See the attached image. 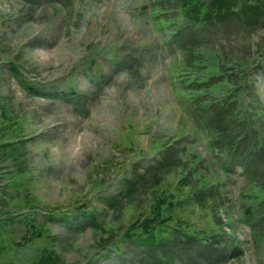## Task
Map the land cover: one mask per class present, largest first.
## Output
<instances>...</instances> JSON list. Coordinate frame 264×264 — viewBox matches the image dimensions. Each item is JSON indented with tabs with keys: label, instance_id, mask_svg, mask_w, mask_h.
Wrapping results in <instances>:
<instances>
[{
	"label": "rangeland",
	"instance_id": "374dc122",
	"mask_svg": "<svg viewBox=\"0 0 264 264\" xmlns=\"http://www.w3.org/2000/svg\"><path fill=\"white\" fill-rule=\"evenodd\" d=\"M150 1L0 0V115L5 108L10 118L9 125L0 119V264H29L47 248L57 251L62 264H116L100 247L106 241L114 245L118 231L148 209L157 186L191 193L181 186L188 175L200 177L203 190L216 184L223 199L221 204L217 197L214 210L212 196L217 195L202 194L198 204L181 193L188 202L178 205L177 223L191 233H219L211 248L183 241L170 252L122 243L120 263L264 264V209L258 212L255 204L264 195L246 189L240 167L222 173L220 157L207 146L208 133L192 118L193 109L184 106L183 94L170 87L171 63L180 54L168 50L161 30L146 15ZM241 35L229 40L237 55L249 59V69L234 77L237 84L227 87L228 98L248 127L263 128L264 20ZM10 63L53 95L27 94L9 71ZM67 87L78 96L57 92ZM169 145L178 148L184 166H159ZM158 169L164 175L160 185L157 177L148 181L147 194L139 193L127 205L126 180ZM114 198L119 199L116 210ZM82 208L96 210L99 228L71 231L59 220L48 221L50 214ZM259 217L260 230L253 231ZM28 222L45 223L43 236L32 235Z\"/></svg>",
	"mask_w": 264,
	"mask_h": 264
},
{
	"label": "trees",
	"instance_id": "16d2710c",
	"mask_svg": "<svg viewBox=\"0 0 264 264\" xmlns=\"http://www.w3.org/2000/svg\"><path fill=\"white\" fill-rule=\"evenodd\" d=\"M144 9L149 20L153 21L161 30L168 50L173 55L180 54L171 63L170 87L178 94H183L184 106L186 103L193 109L195 115L192 118L196 120V123H199L203 132L208 133L207 146L212 154L220 157L223 163L222 173L228 175L240 167L242 175L248 182L246 189L249 192L259 190L262 192L261 195H264V181L261 180L264 179L262 178L264 175H261L262 172L264 173V127L258 129L248 127L245 116H237L236 103L229 100L227 93V87L237 84L234 77L237 78L240 73L249 69V59L244 60L247 57L237 55L234 48L236 46L229 39L236 34L246 36L250 30L263 24L264 0H152L147 3ZM180 19L182 22L177 23ZM230 19H233L235 23L229 24ZM216 36L220 38L219 41H224L225 45H223L224 43L217 45L219 41H215ZM114 61L116 64L120 63L118 60ZM261 63L264 68V56ZM227 68L231 74L227 73ZM8 69L18 79L19 85L27 94L53 95L52 90L40 89L25 80L14 64L10 63ZM57 92L61 96L68 95L73 98L78 96L71 87H67L65 90L58 88ZM220 92L226 96H220ZM0 117L4 124L9 125L10 118L5 108L1 111ZM6 146H12V143H7ZM164 153L168 155L159 166H167L170 169L184 166L178 157V148L175 145L167 146ZM258 173L260 174L257 176ZM162 176L158 169L156 172H151L149 176L136 177L134 181L127 179V189L122 194V197L127 200V205L132 204L130 200L139 193L147 194L148 185L146 184L148 181L151 183L157 177V184L160 185L164 178V175ZM181 186L191 189V193L181 192L182 197L189 196L198 204H202L205 199L202 194L208 195L209 192L212 195H217L212 196L211 204L214 206V210L219 206L217 204L215 207L217 197L223 204L217 185H208L206 188L209 191L203 190L205 184L200 177L185 176ZM161 189L160 186H157V189L151 191L150 204L143 214L129 221L118 233L116 232L114 245L106 241L100 247V252L107 259L121 264L122 243L148 250L156 247L167 248L170 252L172 251L170 247H181L183 241H194L199 246L204 245L211 248L213 244L210 242L216 240L219 233H210L207 236L203 232L191 233L189 227L178 224V205L179 203L184 205L188 199H181L178 187H175L172 192ZM259 202L255 203L258 212L264 209L261 208L264 199ZM118 203L119 199L114 198L111 207L115 210L118 209ZM215 219L219 224V219L217 217ZM49 220H59L67 230L71 231L96 230L100 227L95 209L82 208L72 209L69 212L62 211L50 214ZM254 221L251 229L253 231L260 230L257 227L262 225V217ZM28 223H30L28 230L33 232L32 235L43 236L42 225L45 223L39 226H35L32 222ZM218 224H216V228H218ZM213 232H217V229H214ZM199 234H203V238ZM208 236L210 237L207 239ZM236 255H240V253L238 252ZM156 259L161 260L157 257ZM61 262L57 251L47 248L40 253L36 261L28 263L62 264Z\"/></svg>",
	"mask_w": 264,
	"mask_h": 264
}]
</instances>
